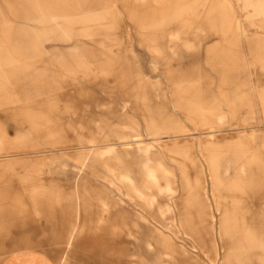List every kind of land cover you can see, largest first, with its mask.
Here are the masks:
<instances>
[{
    "label": "rangeland",
    "instance_id": "obj_1",
    "mask_svg": "<svg viewBox=\"0 0 264 264\" xmlns=\"http://www.w3.org/2000/svg\"><path fill=\"white\" fill-rule=\"evenodd\" d=\"M262 193L264 0H0V263L264 264Z\"/></svg>",
    "mask_w": 264,
    "mask_h": 264
},
{
    "label": "crops",
    "instance_id": "obj_2",
    "mask_svg": "<svg viewBox=\"0 0 264 264\" xmlns=\"http://www.w3.org/2000/svg\"><path fill=\"white\" fill-rule=\"evenodd\" d=\"M128 43L130 44V37L127 36ZM166 42L164 43V45H158L155 41H152L153 43H150L151 46H155L157 49H159V51H157V55L158 56H162L164 59L169 53L170 54H175V46L177 45L176 43L179 40L176 41H172V40H165ZM191 44L188 42H183L182 43V47L184 48V50L189 51L191 49ZM147 52V51H146ZM159 60V57L157 56H150V63H155L157 64ZM171 109L175 110V106L172 104V106L170 107ZM168 120L169 118L173 121L172 117H166ZM151 123H156V122H152ZM146 125H148L146 123ZM147 127V132L149 133H161V134H165L167 132H163L161 130H159L158 128L153 127V125L149 124ZM106 152H111L112 150H105ZM89 172L93 175H96V170L93 169V167H89ZM264 199V193L260 194L259 196H255V195H251V201H257L260 200L262 201ZM83 214V213H82ZM81 222V218L79 215V223ZM0 264H53L49 259H47L45 256H43L41 253L36 252V251H32V252H21V253H17L14 254L13 256H10L9 258L5 259L4 261H2Z\"/></svg>",
    "mask_w": 264,
    "mask_h": 264
}]
</instances>
